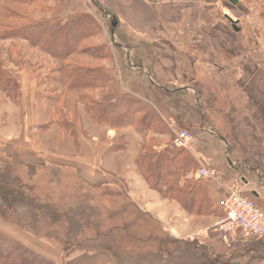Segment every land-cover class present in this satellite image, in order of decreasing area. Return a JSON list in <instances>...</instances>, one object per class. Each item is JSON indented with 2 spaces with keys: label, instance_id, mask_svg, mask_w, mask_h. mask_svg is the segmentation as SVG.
I'll use <instances>...</instances> for the list:
<instances>
[{
  "label": "rangeland",
  "instance_id": "1",
  "mask_svg": "<svg viewBox=\"0 0 264 264\" xmlns=\"http://www.w3.org/2000/svg\"><path fill=\"white\" fill-rule=\"evenodd\" d=\"M99 1L108 8H115V2ZM24 2L27 4L25 5ZM238 2L240 6L235 8L234 15L228 11H224V14L236 20L235 14L243 16L248 13V17L252 18L242 24L245 30L255 22L262 20L260 15L264 12V0H238ZM39 8L44 13L41 14ZM9 11L21 15L29 11V13H33L31 17L34 16V19L59 13H62L59 16L67 18L74 13H79L92 20L96 36L82 42L80 47L101 45L104 59L96 60L85 54L80 56L74 54L75 56L72 55L67 62L72 61L73 64L79 63L85 67L102 66L115 80V83L119 84L122 91L132 92L137 98L143 99L168 130V133L165 134L135 130L137 132L135 135L131 131L130 133L129 131L123 132L127 127L117 128L118 133L113 138L114 149H126L123 155L126 163H132L137 148L140 153L145 150L160 151L166 147L176 148L173 144L176 132L186 130L190 133L191 139L187 147H182L185 151L182 156H188V159L193 162L190 164V169L187 168L184 178L188 181H199L200 188L205 194L206 210L216 206V201L213 200L209 191V181L215 176L221 175V182L227 184L228 187H231L234 181L239 182L240 177L245 180L251 179L259 186L260 182L256 178L257 170L254 171V168L260 164L264 165V151L258 149L259 146L262 148L260 139L263 138L261 134L263 125L261 120L253 118L252 104L244 91L233 81H214L216 77H213L214 83L207 82L204 88L206 93L197 92L193 86L175 87L160 82L155 76V67L150 60L152 58L149 51L146 54L150 59L144 64L149 67L148 71L145 67L143 69L135 67L134 54L132 63L125 60L123 51L114 44L128 40L133 46V40L125 37L120 27L115 28L113 34L108 23L111 19L110 16L99 12L89 0H0L1 24L15 22L9 21L7 18ZM220 17L230 24L226 17ZM177 40L181 41V37ZM191 43L190 39L187 45L190 46ZM1 46L3 52H5V48H9L15 59L17 58L15 54L19 52L21 62L33 67V76L37 80V99L33 109L36 129L37 133L40 132V139L47 148L64 155H74L77 150V120L81 122L82 127L86 126L91 132L94 130L93 125L109 127L94 121L91 114L87 112L82 92L67 91L55 84L54 78L57 75L54 73V69L59 66L61 61L53 59L36 47L29 46L28 42L23 39L0 41V48ZM248 46L251 51L256 45H251L248 42ZM199 47L201 60L219 62H215L217 60L215 52L209 50L203 40ZM260 48L258 47V50ZM262 50L258 51L263 52L262 56H256V58L264 62V51ZM221 63L227 64V60L220 61L219 64ZM228 63L230 62L228 61ZM7 65L15 72L16 67L13 64ZM228 65L231 67V71L228 70L225 73L227 77H230L233 75L234 65L232 63ZM153 84L160 85L162 88H156ZM52 88L55 89L54 92H51ZM175 88H185V90L172 91ZM48 92L50 97H47ZM85 92L93 100H102L105 95H110L111 90L106 88ZM19 97L16 100L0 90V108L5 109V106H2L3 103H8L9 107L16 106L17 114L20 117ZM56 100L57 102H55ZM52 107H57L61 111V115L70 120L72 126L69 130L58 127L56 124L45 125L47 114L54 111ZM13 120L9 125V131H12V134L15 133V125L18 124L17 118ZM231 122L236 125L234 126L237 130L236 134H224L223 128ZM49 127L54 128L56 135L54 132L46 131ZM12 163L14 162L11 160L2 159L0 164L7 168L10 167V164L13 165ZM200 168L207 169L211 176H196V172ZM259 169L261 168L259 167ZM20 171L23 173L22 184H19L20 189H14V185L18 184L10 183L9 189L0 183V195L4 196V199H0V214L16 225L19 223L24 225L34 236L58 247L62 253V263L59 264H63L69 259L71 253L83 250H101L113 253L115 258L111 264H160L156 253L139 255L138 252L153 250L173 257L182 250L183 242L180 238L163 232L156 221L138 210L135 203L128 202L121 195L115 196L114 189L105 187L102 192L95 189L96 187H92V184L73 181V176L79 172L78 168L67 167L57 172V182L51 185L43 179L49 171L40 169L38 183L27 184L28 189L25 186L27 170L22 168ZM261 177L264 178L263 173ZM238 185L242 187L241 182ZM23 204L24 207H22ZM248 242H250L249 248L264 251V242L252 239H249ZM195 244L191 243L193 246ZM195 247L203 248L198 245ZM177 262L179 260H175L173 264ZM191 264L208 263L204 261ZM214 264H222V262Z\"/></svg>",
  "mask_w": 264,
  "mask_h": 264
},
{
  "label": "crops",
  "instance_id": "2",
  "mask_svg": "<svg viewBox=\"0 0 264 264\" xmlns=\"http://www.w3.org/2000/svg\"><path fill=\"white\" fill-rule=\"evenodd\" d=\"M103 2H115V8L109 9L117 16L121 26L136 45H140L142 41L150 44L155 76L160 82L175 87L193 86L199 93H206L204 88L207 82L213 84L212 80L215 77L214 81L231 80L239 86L252 104L253 118L261 120L263 125L262 130L260 129L263 135L260 139L262 148L259 145L260 148L257 147L264 151V62L256 58L263 54L258 52L260 49L264 51L263 20L253 25L248 23L250 27L247 26L248 29L245 30L242 24L252 17H248V13L243 16L235 14L234 18L240 27L238 34L220 16L226 17L224 11L234 15L235 8L240 6L239 2L235 5L227 0H104ZM180 37L181 41H178ZM190 39L192 43L189 46L187 43ZM201 40L207 44L209 50L215 52L217 56L215 62L219 61L218 63L201 60L199 54ZM247 41L251 45H256L253 50L250 51ZM225 59L227 64H219ZM228 61L234 65L233 75L230 77H227L225 73L228 70L231 71ZM144 67L148 71L149 67ZM17 76L20 88L18 110L21 111L20 117L16 106L9 107L8 103H3L2 106H5V109L0 108V163L2 159L14 162L12 163L14 166L10 164L7 168L0 164L1 184L7 188L10 183L18 184L14 185V189H20L19 184L23 181L21 179L23 173L20 170L26 168L27 189V184L38 183L40 169L49 171L43 179L51 185L57 182V172L67 167H75L79 169V172L73 176V181L92 184V187L102 192L105 187L114 189L115 196L121 195L128 202L135 203L138 210L156 221L163 232L173 234L183 242L182 250L173 257L153 250L138 252L139 255L156 253L160 264H173L175 260H179L178 264L204 261L208 264L218 262L264 264V251L249 248V238L237 235L232 240H225L217 229V222L221 215L218 202L234 187L241 188L264 211V184L262 185L264 178L261 177L262 173L264 174V165L260 164L254 168V171L257 170V181L261 184L259 186L251 179L245 180L240 177L239 182L242 183V187L238 185V181H234L233 185L228 187L221 182L220 174L213 177L209 181V191L213 200L216 201V206L212 207L207 215H189L178 202L162 199L136 172L133 160L140 153L138 148L135 150L132 163H126L123 159L126 149H110L118 129L93 125L94 130L91 132L86 126L82 127L81 122L77 120V150L74 155H64L47 148L40 139V132L37 133L36 129L33 109L37 99V80L33 76V67L30 64H24L17 70ZM15 118L18 124L15 125V133L12 134V131H9V125ZM234 126L236 125L233 122L227 123L222 131L224 134H236L237 130ZM52 128L49 127L46 131L53 133L54 128ZM124 129L123 132L131 131L135 135L137 133L132 127ZM0 199H4L2 194ZM0 231L54 264L62 263V253L58 247L22 229L4 218L2 214H0ZM191 243H196L195 246L203 248L197 249ZM113 256V253L108 251L83 250L71 253L70 258L63 264H111L115 258Z\"/></svg>",
  "mask_w": 264,
  "mask_h": 264
},
{
  "label": "trees",
  "instance_id": "3",
  "mask_svg": "<svg viewBox=\"0 0 264 264\" xmlns=\"http://www.w3.org/2000/svg\"><path fill=\"white\" fill-rule=\"evenodd\" d=\"M89 1L99 12L110 16L111 19L108 23L113 34L115 28L120 27L123 35L131 41L133 40L121 26L117 16L108 7L99 0ZM227 1L233 5L238 3V0ZM39 9L41 14L44 13L41 8ZM7 14L9 21L15 22L0 23V41L23 39L28 42L29 46L36 47L53 59L61 61L59 66L54 69V73L57 75L54 78L55 84L67 91L82 92L83 103H85L86 110L91 114L94 121L115 129L132 126L140 132L168 133L165 125L157 114L146 105L145 101L137 98L132 92L122 91L119 84L115 83V80L102 66L85 67L79 63L73 64L72 61L67 62L74 54L76 56L85 54L96 60H103L105 57L101 45L80 47L82 42L96 36L94 24L89 17L74 13L64 18L59 16V14L62 15L59 13L34 19V16L31 17L33 13H29V11L22 15L14 11H9ZM260 18L264 21V12L261 13ZM114 45L123 51L125 60L129 63H132V55L134 54L135 67L137 68L143 69L144 63L150 59L149 55L146 54L147 51L153 59L151 46L144 41L140 45H136L133 41V46L128 40ZM15 57L17 58H14L9 48H5V52H3L1 46L0 90L8 97L17 100L20 90L16 75L17 70L24 63L21 62L19 52L15 54ZM7 64H13L16 67L15 72ZM153 85L156 88H162L160 85ZM106 88L110 89L111 93L109 96L102 97V100H93L85 92ZM184 90L185 88L172 89V91L177 92ZM54 91L55 89L52 88L51 92ZM49 92L47 97H50ZM47 100L49 99L47 98ZM52 109L54 111L47 114L48 118L45 125L56 124L58 127L69 130L72 126L70 120L61 115V111L57 107H52ZM110 149L114 150V143ZM184 152L182 147L177 146L176 148L166 147L160 151L145 150L136 157L135 167L149 188L155 190L162 199L178 202L189 215H207L211 208L205 209V194L200 188L199 181H188L184 178L187 168L190 169V164L193 162V160L188 159V156H182ZM17 225L29 231L24 225L20 223ZM0 264L54 263L0 231Z\"/></svg>",
  "mask_w": 264,
  "mask_h": 264
},
{
  "label": "built area",
  "instance_id": "4",
  "mask_svg": "<svg viewBox=\"0 0 264 264\" xmlns=\"http://www.w3.org/2000/svg\"><path fill=\"white\" fill-rule=\"evenodd\" d=\"M191 135L185 131L176 132L173 144L177 147H187ZM198 177H210L205 168L196 172ZM221 215L217 222V229L223 239L232 240L240 235L246 238L264 242V211L250 196L239 187L230 189L220 198Z\"/></svg>",
  "mask_w": 264,
  "mask_h": 264
},
{
  "label": "water",
  "instance_id": "5",
  "mask_svg": "<svg viewBox=\"0 0 264 264\" xmlns=\"http://www.w3.org/2000/svg\"><path fill=\"white\" fill-rule=\"evenodd\" d=\"M226 17H227L228 21L230 22L232 29L235 32H238L240 30V28L237 26V20H233L232 18H230L227 15H226Z\"/></svg>",
  "mask_w": 264,
  "mask_h": 264
},
{
  "label": "bare ground",
  "instance_id": "6",
  "mask_svg": "<svg viewBox=\"0 0 264 264\" xmlns=\"http://www.w3.org/2000/svg\"><path fill=\"white\" fill-rule=\"evenodd\" d=\"M165 59V58H164ZM165 62H167V61H165Z\"/></svg>",
  "mask_w": 264,
  "mask_h": 264
}]
</instances>
